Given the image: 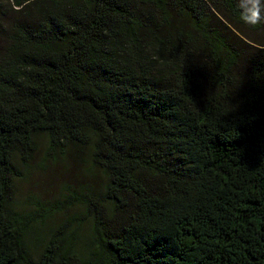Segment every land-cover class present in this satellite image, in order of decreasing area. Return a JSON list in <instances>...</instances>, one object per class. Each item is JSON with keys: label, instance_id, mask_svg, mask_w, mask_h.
<instances>
[{"label": "trees", "instance_id": "trees-1", "mask_svg": "<svg viewBox=\"0 0 264 264\" xmlns=\"http://www.w3.org/2000/svg\"><path fill=\"white\" fill-rule=\"evenodd\" d=\"M40 139L91 181L12 213ZM0 264H264V22L236 0H0Z\"/></svg>", "mask_w": 264, "mask_h": 264}, {"label": "rangeland", "instance_id": "rangeland-1", "mask_svg": "<svg viewBox=\"0 0 264 264\" xmlns=\"http://www.w3.org/2000/svg\"><path fill=\"white\" fill-rule=\"evenodd\" d=\"M45 158V141L40 139L39 149L34 157L25 164L21 161L19 154L14 156V163L17 170L23 174L22 178L15 181L16 192L9 204V209L15 214H25L37 210V201L45 203L46 208L55 204V202L64 203L63 197L65 184L78 186L91 181L86 177L81 167L75 163L68 167L63 162H53L48 158L44 166L41 165ZM70 207L64 211H58L50 216L44 224L37 227L43 235L46 231L58 227L70 215H73L78 209ZM41 243H32L30 250L35 251Z\"/></svg>", "mask_w": 264, "mask_h": 264}, {"label": "clouds", "instance_id": "clouds-1", "mask_svg": "<svg viewBox=\"0 0 264 264\" xmlns=\"http://www.w3.org/2000/svg\"><path fill=\"white\" fill-rule=\"evenodd\" d=\"M236 6L244 24L254 26L264 22V0H236Z\"/></svg>", "mask_w": 264, "mask_h": 264}]
</instances>
